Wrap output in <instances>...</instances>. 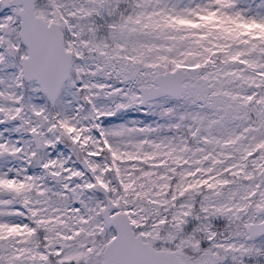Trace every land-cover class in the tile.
<instances>
[{
	"label": "snow or ice",
	"instance_id": "1",
	"mask_svg": "<svg viewBox=\"0 0 264 264\" xmlns=\"http://www.w3.org/2000/svg\"><path fill=\"white\" fill-rule=\"evenodd\" d=\"M0 264H264V0H0Z\"/></svg>",
	"mask_w": 264,
	"mask_h": 264
}]
</instances>
